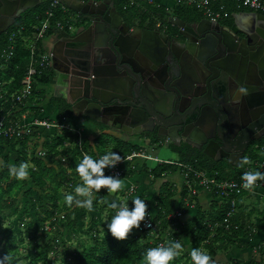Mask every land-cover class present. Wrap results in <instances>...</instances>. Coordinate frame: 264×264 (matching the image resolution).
<instances>
[{
  "label": "water",
  "instance_id": "1",
  "mask_svg": "<svg viewBox=\"0 0 264 264\" xmlns=\"http://www.w3.org/2000/svg\"><path fill=\"white\" fill-rule=\"evenodd\" d=\"M48 1L34 0L21 12ZM61 3L85 23L51 50L74 111L103 122L117 115L136 134L158 127L164 134L149 140L204 145L210 158L233 166L264 139V13L233 12L228 25L170 15L177 31L167 32L126 19L112 0ZM230 31L244 48L238 55Z\"/></svg>",
  "mask_w": 264,
  "mask_h": 264
},
{
  "label": "trees",
  "instance_id": "2",
  "mask_svg": "<svg viewBox=\"0 0 264 264\" xmlns=\"http://www.w3.org/2000/svg\"><path fill=\"white\" fill-rule=\"evenodd\" d=\"M114 1L125 16H139L141 19L158 16L163 22H167L171 15V11L164 6L151 5L143 1H140L141 5H139L136 0L133 2L131 0ZM50 3L51 1L41 4V12L35 15L33 21H29L25 14L20 17L4 40L1 52L5 47H8L9 37L12 33L18 34L21 27H25V30L16 36L15 53L12 59L6 64L4 72H0V80L7 82L4 86L8 92L7 96L22 86V79L27 70L28 42L35 31L34 27L47 16L46 10ZM228 6L232 13L242 10L235 8L232 4ZM54 11L56 18L63 17L62 6H58ZM70 12L72 11L70 10ZM172 12L175 16L191 19L203 17L196 9L182 6H177ZM38 45L42 50V44ZM53 72L54 70L49 68L45 73L36 76V80L47 84L50 82ZM38 92L41 97L34 99L36 103L42 102L46 96L43 90L36 91V93ZM51 100L53 104L59 105L60 120L76 128L77 119L70 109L71 105L60 97H53ZM104 130V128L101 129V134L93 143L85 140L80 149L77 146L79 136L77 133L69 129H61L59 132L54 129V135H52L50 143L47 144L45 156L35 150L29 157V136L17 140L0 137V215L4 211L14 208V213L21 212V220H30L24 229V234L29 237L26 240V237L22 235L23 231L16 233L10 228L3 229L0 217V257L8 253L12 256L11 264H57V262L61 264H144L143 256L147 249L160 246L161 237L146 236L141 226L134 228L126 239L119 240L112 236L107 230L106 223L114 215V210L108 207L111 201L107 202L109 192L106 188L93 201V210L101 217H92L96 226L93 228L91 236L85 240L80 232L75 234L73 231V227L77 226L79 222V218L75 214L78 211H85L87 208L78 207L74 203L69 206L65 201V196L74 194L75 186L83 183L76 170L83 157L88 155L99 159L105 153L112 151L118 152L123 157L140 149L139 145L103 133ZM153 141L159 143L158 139H153L151 142ZM258 144V147L251 146L244 157L249 159L252 171L264 172V166L259 164L264 139L258 141ZM169 146L178 155L176 161L158 163L154 167H149L144 163L136 171L138 170L141 174H150L154 180L174 172H180L182 176L187 173L194 177L195 171L216 172L219 179H238L245 172L246 164L243 162L240 166L227 163L234 168V171L230 169L223 172L220 169L219 161L213 160L202 151H197L189 145L171 144ZM14 154L17 155V158L11 164L10 161ZM73 155L76 157H72ZM21 164H27L28 175L24 179H17L9 173V167ZM132 171L134 169L128 168L124 176ZM106 174L111 175L109 172ZM263 182L258 180L255 184L259 185ZM63 188L64 190H62ZM246 193L243 192L236 197V212L231 219L230 229H227L224 226H214L216 222H224L230 209V199L223 200L217 192H212L213 200L208 211L202 209L197 194H193L186 184L180 195V200L177 199V192L172 187H165L156 192L152 198V205L157 211L156 216L154 215L156 220L161 222L160 235L169 236V240L166 242L179 241L182 245L180 255L169 264H195L190 256L193 248H199L206 252L211 257L210 264H215L220 254L231 253L232 249L241 251L250 248L255 232L249 220L242 221L237 215L238 198ZM21 198L24 200L23 205H20ZM193 201L198 213L190 221L181 223L175 213L177 211L186 213L189 204L191 205ZM104 214L107 217L103 216ZM261 222L264 224V214ZM175 223L180 224V229L176 232L170 229V226ZM47 224L59 233L62 232L61 229L67 228L61 257L51 256V253H55L59 248L57 241L53 239L45 243L39 242L40 233L48 226ZM183 236L186 238L185 241ZM74 237L77 238V242L66 246L65 244L72 242ZM32 242L34 244H31ZM263 252L264 248L261 247L260 258L253 256L249 264H264ZM222 260L221 264H242V261L234 255L227 261Z\"/></svg>",
  "mask_w": 264,
  "mask_h": 264
},
{
  "label": "built area",
  "instance_id": "3",
  "mask_svg": "<svg viewBox=\"0 0 264 264\" xmlns=\"http://www.w3.org/2000/svg\"><path fill=\"white\" fill-rule=\"evenodd\" d=\"M50 6L46 10L47 16L40 20L34 27L35 31L31 36L28 47L29 55L27 62V70L22 79V86L19 90L14 91L10 96H7V90L4 88L7 82L0 80V137L9 139H23L26 136H32L38 129L46 130H58V129H69L77 133L78 140L77 146L81 149L83 145L82 131L79 128H74L65 122L59 120L50 121L42 118H32L28 121L29 115L24 110L27 108V104L31 101L36 91L40 90V85L43 83L36 80V76L45 73L49 68L53 69L52 53L51 51L45 50L43 47V41L52 35L58 34L59 32H67L73 28L69 19L63 18L65 14L70 12V9L62 5L61 0H50ZM132 2L135 0H131ZM175 6H182L186 8L196 9L199 11L204 18L210 21L217 22L229 18L232 15V11L228 8L230 4L235 6L237 9H246L250 11H257L264 13V0H173ZM58 6H62L64 12L63 17L56 18L55 11ZM79 18L80 15L76 14ZM25 30V27H21L18 34H21ZM12 33L9 37V45L5 47L2 54V62L0 65V72L2 68H6V64L12 59L15 53V39L18 35ZM39 43L42 44L40 50ZM8 104V105H5ZM40 155L45 156L46 150L39 152ZM143 159H154L158 163H163L157 158H153L152 155L146 153V151L138 150L123 156L122 161L115 167L106 168L105 170L111 175H118L120 178L124 177L125 171L128 168L136 167V160ZM170 162V161H168ZM251 164L247 163L245 172L252 170ZM184 184H186L193 194H197L199 187H204L212 192H217L223 200L230 199V209L227 213V217L223 223L216 222L215 227L224 226L230 229L232 223L231 219L236 212V197L241 195L243 192H252L258 186L245 189L242 187L243 181L241 178L238 179H219L216 172L208 171H195L194 177L190 174H185ZM257 183V182H256ZM257 185V186H256ZM130 193L136 191L135 186H131L129 189ZM148 213H151L149 218ZM176 217L179 218L183 215L182 211L175 213ZM161 222L157 221L153 215L151 209L147 207L144 221H141L140 226L145 231L146 236L155 238L160 236L161 240L159 245H166L169 237L160 235Z\"/></svg>",
  "mask_w": 264,
  "mask_h": 264
},
{
  "label": "crops",
  "instance_id": "4",
  "mask_svg": "<svg viewBox=\"0 0 264 264\" xmlns=\"http://www.w3.org/2000/svg\"><path fill=\"white\" fill-rule=\"evenodd\" d=\"M136 1H138L137 3L139 5H141L140 1H143L151 5L164 6L169 11H171V15H173L172 11H174V9L176 8L175 2L173 0H136ZM115 5L117 9L120 11L119 5L116 2ZM242 10H246V9H242ZM242 10H236V12ZM123 16L130 21H136L142 27L147 26L153 28L159 26L162 28V31L173 29L172 26L169 25L168 21L163 22L162 19L159 18L158 16H153L151 18H145V19H141L139 16H125V15ZM73 33L68 31L61 33L59 32L58 34L52 35L51 37L44 39L43 41L44 49L51 51L54 45L59 41V39ZM39 87L40 90H43L45 92L46 96L42 102L36 103L34 99L40 98L41 95L39 92L34 94L31 101L27 104V108L24 110L29 115L28 121H30L34 117V118L47 119L50 121L59 120L60 122L61 120L59 113V105L53 104L51 99L53 97H60L63 100H65L66 103H68L64 97L68 93L66 87L63 85L62 82L61 83L58 82L57 73H55V71L53 72V75L50 78V82L47 84H42ZM70 109L72 110L74 116L77 119V128L81 129L82 131L81 134H82L83 142L85 140H88L90 141V143H93L94 140L101 134V129L103 128L105 129L103 133L110 134L112 136L121 138L129 143L139 145L140 146L139 150L146 151L145 149L146 144L152 141V140L149 141L148 138H146L145 134L124 133L110 126L109 122L97 121L95 119L86 116L85 114L80 115L79 110L76 109L74 111L72 109V106H70ZM59 131L60 129L57 130V132ZM53 133H54L53 130L50 131V130H45L43 128L38 129L36 133H34L32 136H29L28 152L31 154L35 150L38 151V153L42 150H46L47 153V144H49L50 141L52 140V135H54ZM258 146L259 144L258 142H256L254 147H258ZM261 149H262V153L260 154L259 164L264 166V146H261ZM174 156L175 158L170 159L169 160L170 162L176 161L178 159L177 154ZM72 157H76V156L73 155ZM164 162H168V160ZM144 163L149 167L156 166V163L151 164L148 163L147 160H143V159L136 160L137 165L136 167L132 168L134 169V171L129 172L124 176V178H121L123 180V185L121 189L117 190V192L115 193H109L107 202L112 200H119L128 203L129 207L131 208L133 206L132 200L135 199L136 197H140L141 199L145 200V203L151 209L153 215L156 216L157 214L156 208L152 205V198L154 194L164 189L165 187H172L177 192V199L180 200V195L185 185L184 177L181 175L180 172H174V173L165 174L162 178L154 180L150 174L147 173L141 174L138 170L136 171V169L139 166H142ZM104 171H105V175H107L106 173L108 172L106 170ZM132 185L136 187V191L134 193H130L129 191ZM103 191L104 188H102L99 191L93 189V196L97 198V196H99ZM263 198H264V182L260 183L252 192H247L246 194L238 198L239 211L237 215L240 217V219L241 217H243V215L246 216L248 215V219L253 215L256 219L255 221L256 223H254V225L253 223L250 222L252 224L253 231L255 232V236L251 241V247L259 244H264V226H263L264 224H262L261 222L262 216L264 214L263 212L264 209L259 207ZM197 199L200 205L202 206V209L208 211L210 209V205L213 200L212 191L204 187H199L197 192ZM256 200L258 202V205L256 204ZM197 213H198V209L196 207V204L194 205L189 204V209L187 210L186 213L182 215V216L186 215V218L183 220L179 218V221H183V222L190 221ZM170 227H171L170 229H173V224ZM233 252H238V250L232 249V254ZM225 256L226 255L220 254L217 257V260L220 261L224 259Z\"/></svg>",
  "mask_w": 264,
  "mask_h": 264
},
{
  "label": "clouds",
  "instance_id": "5",
  "mask_svg": "<svg viewBox=\"0 0 264 264\" xmlns=\"http://www.w3.org/2000/svg\"><path fill=\"white\" fill-rule=\"evenodd\" d=\"M239 92L247 94V88L241 85ZM122 161L118 152H107L99 159L85 155L82 161L77 165V172L83 183L77 184L74 188V194L65 196V201L69 206L73 203L78 207L93 210V189L96 191L106 188L107 192L115 193L121 189L123 180L118 175H105L106 168L115 167ZM244 164L250 163L247 157L242 158ZM27 164L11 165L9 173L17 179H24L27 175ZM242 187L249 189L255 185L258 180L264 181V172L259 170H249L243 173L241 177ZM132 207L126 202L112 200L108 207L114 210V215L107 221V230L119 240L126 239L134 228H139L141 221H144L147 204L145 200L136 197L132 200ZM150 218L151 213H148ZM182 245L179 241H169L166 246L161 245L147 249L143 256L144 264H169L180 255ZM190 256L195 264H210L211 257L199 248H193ZM12 256L8 253L0 257V264H11Z\"/></svg>",
  "mask_w": 264,
  "mask_h": 264
},
{
  "label": "rangeland",
  "instance_id": "6",
  "mask_svg": "<svg viewBox=\"0 0 264 264\" xmlns=\"http://www.w3.org/2000/svg\"><path fill=\"white\" fill-rule=\"evenodd\" d=\"M38 12H41V5L36 7V8H33V9L29 10L28 12L25 13V15L28 17L29 21H31V20L33 21L35 15ZM63 18L69 19L71 25L73 26V28L70 29L68 32H73L75 29H77L82 24L81 21H80V18L76 15V13H73V12H69L68 11V13L65 14ZM149 18H151V17H149ZM4 70H5V67L2 68L1 72H4ZM74 147L75 146H72V148H74ZM253 147H254V145H253ZM145 149H146L147 153H149L150 155L153 156V158H157V159H159L161 161H167V160L169 161L172 158L174 159L175 158L174 155H176L171 150V148H170L168 143H161V142L156 143L154 141H153V143L152 142H148L146 144ZM29 157H30V153H29ZM16 158H17L16 154L12 155L10 163L13 164ZM147 161H148V163H151V164H153V163L157 164L158 163V161H155L154 159H148ZM219 163H220L219 164L220 169L223 172H227L230 169L234 170V168L231 165L227 164V162L225 160L219 161ZM0 164H1V162H0ZM29 164H31V163L29 162ZM62 190H64V188ZM69 193H70V191H69ZM95 199H96V197L93 196V201ZM23 203H24V200L21 198L20 205H23ZM191 203H192V205L195 204V202H191ZM256 204L258 205L257 200H256ZM259 207L264 209V198L262 199ZM108 210H109V208H108ZM95 213L96 212L94 210L89 211L88 209H86L85 211H78L75 214V216L77 218H79V222H78L77 226L73 227L74 233L77 234L78 232H80L81 235H82V238L87 240L91 236V233H93V228L96 226V224H94L95 221L93 220L92 217H101L100 215H97ZM106 214H104L103 216L107 217ZM0 217L2 219L1 227H3V229L10 228L12 231H14L16 233H18L19 231H23L22 235L24 237H26V240L29 239L27 234H24L25 233L24 229L29 224L30 220L29 221L21 220V212L14 213V208H13L11 210L4 211L3 214L0 215ZM179 218H181L183 220V219L186 218V215L181 216ZM241 219L243 221H248L249 220V222L253 223V225H254V223H256L255 222L256 219H255V217L253 215L249 219H248V215L247 216L243 215V217H241ZM182 222L183 221H181V223ZM179 229H180V224L179 223L173 224V231L176 232ZM61 231L62 232L59 233L55 229H53L50 225H48L47 227H45L44 231L40 233L39 242L45 243L48 240H53V239L58 242L59 248H58V250L55 253L54 252L51 253L52 257H55V256H60L61 257L62 256V252H63V249H64V244L63 243H64V240H65V235H66L67 228L61 229ZM185 240H186V238L184 239V241ZM76 242H77V238L74 237V240L72 239V242H68L65 245L69 246L71 243L75 244ZM31 244H34V242H32ZM261 247L264 248V244H259V245H256V246L241 250V251L238 250V252H233V254L231 252V253L226 254L224 259H225V261H227V260L230 259V257L232 255H234V256H236L237 259H240L242 261V264H249L253 256H255L256 258H260V248ZM233 250H235V249H233ZM263 254H264V252H263ZM221 261H223V260H220V261L217 260L215 262V264H221L220 263ZM57 264H61V263L57 262Z\"/></svg>",
  "mask_w": 264,
  "mask_h": 264
},
{
  "label": "flooded vegetation",
  "instance_id": "7",
  "mask_svg": "<svg viewBox=\"0 0 264 264\" xmlns=\"http://www.w3.org/2000/svg\"><path fill=\"white\" fill-rule=\"evenodd\" d=\"M32 1H34V0H0V65H1V61H2L1 48H2V45L4 43V40L9 35V33L13 30V28H14L17 20L20 17H22L26 12H28L31 9V8L30 9H26L23 12H21L23 10V8L27 4L31 3ZM179 17L180 18H183L186 21L195 20V19H191V18H186L184 16H179ZM80 21L82 23L81 25H84L85 24L84 23V20L82 21V17L80 18ZM220 22L222 24L228 25V24H230L232 22V16H230L229 18H227L225 20H222ZM169 25H171V24H169ZM171 26L173 28L172 30L171 29H168V30H165V31H167V32H176L177 31V28L175 26H173V25H171ZM153 28H158L159 30H162V28L159 27V26L158 27H153ZM73 32H75V30ZM83 37L86 39L88 37V35L85 33L83 35ZM227 39H228L229 45L231 46L232 49H234V52L236 53V55H238V52L241 49H244L242 47V45L240 44L239 40L237 39L236 35L233 32H231V31L229 32V34L227 35ZM174 44H176V46H177V43H174ZM178 47H180V46H178ZM244 51H247V50H244ZM220 52L222 53L223 50H220L217 53V55L221 54ZM248 56L249 55L246 54L244 56V58H247L248 59ZM242 58L243 57L241 56L240 59H239L240 62L244 60V59L241 60ZM185 62H186V64H188V65H190L192 67H194V65H196V64L192 65L193 64V61L188 56H185ZM107 118H108V122H109L110 126H112L113 128H115L116 130L122 131L124 133H134V132H132V130L131 131H128L127 129H125L124 124L118 123L119 116L114 115L112 119H110L109 117H107ZM148 128L149 129H152L151 126H148ZM148 128L143 127L142 132L139 133V134H145V136H146V138H148V140L151 137H155L156 138V136L159 133L160 134H164V131H160V129L158 127H154L153 131H149ZM167 133H168V130H167ZM149 141H151V140H149ZM159 142H161V143H168L169 145L175 144V143H173L171 141H165V140H159ZM255 144H256V142L251 143L250 147L253 146V145H255ZM176 145L177 146H182V145H189V144H186V143H183V141H180ZM189 146L192 147V148H194V149H196L197 151L204 152V147H205L204 145H201L200 148L199 147L192 146V145H189ZM223 160H225V159H223ZM225 161L227 162V160H225Z\"/></svg>",
  "mask_w": 264,
  "mask_h": 264
}]
</instances>
